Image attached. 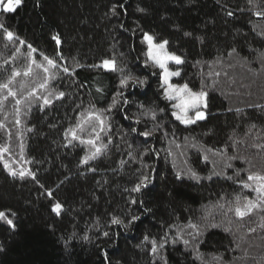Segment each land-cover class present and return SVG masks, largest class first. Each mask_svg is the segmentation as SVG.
<instances>
[{
	"label": "trees",
	"instance_id": "1",
	"mask_svg": "<svg viewBox=\"0 0 264 264\" xmlns=\"http://www.w3.org/2000/svg\"><path fill=\"white\" fill-rule=\"evenodd\" d=\"M0 9V22L26 42L0 37V83L19 72L11 87L22 101L18 117L12 98L0 109V146L13 168L36 177H14L0 163V211L14 224L0 221V264H264V211L235 215L237 196L256 195L242 183L264 175V17L256 15L264 0H22L12 13ZM144 33L184 61L173 83L207 92L205 120L185 126L172 115L159 70L146 64ZM27 44L38 50L36 64L46 66L44 54L71 75L30 64ZM105 59L114 71L93 67ZM129 74L147 83L123 90L129 103L120 111L104 112L102 150L82 164L95 149L80 140L94 138L93 128L85 124L71 143L65 132L85 110L107 109ZM45 79L64 96L40 89ZM149 109L156 119L143 115ZM133 217L128 228L111 223Z\"/></svg>",
	"mask_w": 264,
	"mask_h": 264
},
{
	"label": "snow or ice",
	"instance_id": "2",
	"mask_svg": "<svg viewBox=\"0 0 264 264\" xmlns=\"http://www.w3.org/2000/svg\"><path fill=\"white\" fill-rule=\"evenodd\" d=\"M21 4L22 0H0V8H2L3 13H12ZM117 11L118 7L116 5H113V15H116ZM228 15L231 16L233 15V13L229 12ZM256 15L264 17V12H257ZM0 30H2L0 31V37H2L4 41L8 43H18L20 45H25L26 42L24 40L19 39V37L16 36L13 31L9 30L7 26L4 25L2 22H0ZM52 39L58 45L61 42L58 36L54 35ZM142 42L147 44V52L145 53L146 64L150 63L152 67L160 69V71L155 74L159 77L164 97L168 101H176V103L172 104V108L176 110L172 112V115L175 117V119L178 120L181 124H184L185 126L194 125L198 121L205 120V110L208 108L207 92L203 90L198 92L193 91L186 83L183 85H178L177 83H170L172 77H180L181 73L178 70H170L169 62H174L175 65H181L182 63H184V61L179 56L168 51V41L154 43L153 36L149 35L148 33H144ZM27 49L28 56L26 57V59L29 60L30 64H36V61L32 59V54L37 53L38 50L31 44H27ZM233 52H235V49H233ZM231 54L232 53H230V55ZM41 55L43 57V61L46 62V66L41 63L36 64V67L43 68L45 73H49L50 69H56L57 71H62L64 74L71 75L69 69L67 67H62V65L56 59L44 54ZM93 67H99L104 68L106 70L114 71L115 62L112 60L105 59L102 61L101 64L93 65ZM30 72L31 67H28V70L24 72V75L28 76ZM19 75V72L12 71L11 76L7 79V81L4 83H0V94H3L6 90V94L3 95L2 98H0V109L4 108L5 101H7L9 98H12L13 100H15L16 107L14 108V111L17 117L20 113V108L18 106L21 105L22 101L21 99L17 98V92L14 91L11 86L13 85L14 78ZM55 78L56 76L54 73H51L48 77V79ZM48 79L41 81L39 85L40 89L48 91L49 96L56 95L57 99L63 97L64 93L62 91L56 93L54 89L48 88ZM129 81H131V83H129ZM146 83V80L134 78L130 74L128 76L122 77L119 85L120 91H118L113 97V102L111 105L108 106L107 109H97L95 111L85 110V112L81 113L80 121L77 123L76 127L69 128L65 132L66 139L68 137H71V139L69 140V143H71L72 141L78 139L77 131L78 129L82 131L85 124L93 128L95 132L94 138L80 140L81 144L90 145L93 149H95L91 152L90 155H85L83 157V159L81 160L82 164H88V162L92 159H95V157L102 150L103 146L97 147L96 141L100 139V133L105 132L107 129L108 117L104 115V112L106 111L108 113H111L114 108L117 111H120L123 108V105L129 103V100L124 96L123 90L129 87H143ZM21 87H23V85H21ZM96 91L101 92V89L97 88ZM29 96L35 97L36 100L43 99L44 105H47L51 102L47 97L37 95L36 91H30ZM140 107L143 106L141 105ZM190 112L192 113V115H189ZM148 113H151L152 119H156V113L154 110L149 109L148 112L143 113V115H147ZM140 122L141 121L139 119L135 121V123L137 124H139ZM19 123L20 121L17 118L16 124L18 125ZM3 127L4 125L0 124V128ZM29 131H31V129H29ZM132 131H136V129L133 128ZM139 134L144 137H149L151 135L149 131H143ZM177 147H180V145L177 144ZM192 147H196V145L193 144ZM22 150L23 145H21V159H24L22 155ZM9 151L10 149L6 146H0V163H3L4 169L7 170L10 175L14 177L18 176L20 179H25L26 177L36 179V177L30 171L25 170L23 167H21L19 170L13 168L12 164L15 163V161L4 160V155ZM207 151L211 152V149H207ZM169 155H171V153H169ZM205 158L207 159V157ZM229 159H235V157H229ZM226 167H232V165L229 163L226 164ZM216 174L219 175L220 173ZM236 174L239 175V172H237ZM191 175L194 179H200L198 176H196L195 172H192ZM208 178L211 179V176H209ZM228 178L232 179V177ZM147 179L148 178L145 177L144 180H141L140 183L133 189V191L139 192L142 187H145L147 184ZM247 180L252 183H242L241 187L243 189H248L250 192H254L256 195L254 199H248L247 196H244L243 203H241V197L237 196L235 201V215L241 220H243L246 216H250V214L256 209L264 211V175L249 174ZM133 203H135V201H133ZM218 207L223 208L224 205L220 204L218 205ZM60 209L61 205L59 203L54 204L52 207V211L56 214L60 213ZM12 215L14 216L15 213H12ZM137 219L138 217H133L132 220H130L128 223H124L120 219L113 218L111 223L113 225H122L124 228H128ZM0 221H4L10 228L14 227L13 220L8 217L5 211H0ZM229 223H231V221H229ZM260 226L264 227V222H262ZM188 227L196 230L193 234V238H195L196 235L200 234L197 225L189 223ZM213 227H215V225H213ZM251 231H255V229H252ZM104 235L108 236L109 233L105 232ZM85 238L87 239V237ZM148 239L149 238L146 236L145 241H147ZM183 242L185 243V245L188 244L187 240H184ZM151 244L152 252L155 253L157 251V241L152 240ZM159 247L162 248L163 243H160Z\"/></svg>",
	"mask_w": 264,
	"mask_h": 264
},
{
	"label": "rangeland",
	"instance_id": "3",
	"mask_svg": "<svg viewBox=\"0 0 264 264\" xmlns=\"http://www.w3.org/2000/svg\"><path fill=\"white\" fill-rule=\"evenodd\" d=\"M1 10V9H0ZM147 45V44H146ZM174 66H175V64H174V62H169V68H170V70H174ZM158 69V68H157ZM159 71H160V69H158ZM173 78V77H172ZM172 78H171V80H170V83H173L172 82ZM173 103H176V101H172ZM174 111H176L175 109H174ZM190 115V114H189Z\"/></svg>",
	"mask_w": 264,
	"mask_h": 264
}]
</instances>
